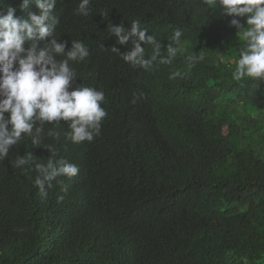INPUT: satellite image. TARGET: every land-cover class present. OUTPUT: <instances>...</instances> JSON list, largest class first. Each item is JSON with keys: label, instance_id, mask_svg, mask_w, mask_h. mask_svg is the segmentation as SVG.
<instances>
[{"label": "trees", "instance_id": "16d2710c", "mask_svg": "<svg viewBox=\"0 0 264 264\" xmlns=\"http://www.w3.org/2000/svg\"><path fill=\"white\" fill-rule=\"evenodd\" d=\"M20 2L0 0V11H36ZM79 2L57 0L54 35L65 51L72 40L88 48L70 62L69 90L102 91L107 115L92 142L66 139V121L45 123L39 146L24 135L0 161V264H264V82L232 79L243 42L231 17L201 0H90L87 16ZM134 20L161 56L183 33L171 64L158 57L145 70L111 51L131 44H117L108 24L130 30ZM188 56L202 58L189 67ZM49 145L79 174L42 198L35 164ZM26 153L32 162L16 167Z\"/></svg>", "mask_w": 264, "mask_h": 264}, {"label": "clouds", "instance_id": "9594fccd", "mask_svg": "<svg viewBox=\"0 0 264 264\" xmlns=\"http://www.w3.org/2000/svg\"><path fill=\"white\" fill-rule=\"evenodd\" d=\"M30 3L35 4L36 11L28 12L26 17H16L12 6L0 11V161L9 156V149L24 135L32 138L33 146H39L45 123L66 121V139L73 143L92 142L107 115L102 107V91L80 84L69 90L77 78L70 62L85 60L89 50L82 42L72 40L71 48L65 51V43L57 42L54 32L59 21L53 15L57 0H21L19 8H27ZM89 4L90 0H80L77 13L87 16ZM201 4L205 10L219 6L222 16L231 17L229 26L238 30L236 35L243 42L232 79L264 82V0H201ZM107 27L117 37V44H131L123 53L114 46L111 51L133 67L151 70L158 57L159 63L171 64L181 51L183 33L178 29L173 32L172 43L166 46L167 55L161 56L162 44L153 35H146L148 29L142 28L139 21H132L130 30L122 24L110 23ZM45 38L47 42L41 43ZM26 41L31 42L27 48ZM144 45L151 46L147 58ZM201 58L188 56L189 67ZM179 75L174 72L170 78ZM48 135L57 134L50 131ZM45 148L50 151V158L46 164H35L38 174L33 180L42 198L47 197L58 177L71 179L79 174L77 165L55 158L51 145ZM32 158L30 153L17 156L15 166L29 165ZM62 199L58 197V201Z\"/></svg>", "mask_w": 264, "mask_h": 264}]
</instances>
